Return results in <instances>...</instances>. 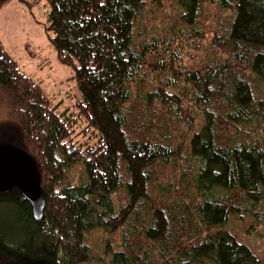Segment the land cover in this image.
I'll return each instance as SVG.
<instances>
[{
	"label": "trees",
	"instance_id": "obj_1",
	"mask_svg": "<svg viewBox=\"0 0 264 264\" xmlns=\"http://www.w3.org/2000/svg\"><path fill=\"white\" fill-rule=\"evenodd\" d=\"M16 1L46 2L80 100L58 110L0 41V142L45 198L35 220L0 193V264H263L223 227L264 238V0ZM98 230L119 244L93 258Z\"/></svg>",
	"mask_w": 264,
	"mask_h": 264
},
{
	"label": "rangeland",
	"instance_id": "obj_2",
	"mask_svg": "<svg viewBox=\"0 0 264 264\" xmlns=\"http://www.w3.org/2000/svg\"><path fill=\"white\" fill-rule=\"evenodd\" d=\"M48 10L46 2L29 6L16 0L8 1L0 8V41L20 69L41 87L53 106L60 111L72 110L80 96L73 71L58 61L56 52L49 44L44 28ZM154 24L159 26L158 19ZM80 175V169L73 171L70 174L71 182L75 183ZM251 226L252 220L248 217L240 221L230 216L223 229L252 249L264 264V238L250 234ZM87 241L95 258L103 254L105 245L117 249L119 237L116 234L108 236L98 230L90 233Z\"/></svg>",
	"mask_w": 264,
	"mask_h": 264
},
{
	"label": "water",
	"instance_id": "obj_3",
	"mask_svg": "<svg viewBox=\"0 0 264 264\" xmlns=\"http://www.w3.org/2000/svg\"><path fill=\"white\" fill-rule=\"evenodd\" d=\"M13 189L29 203L33 218L40 220L45 198L34 159L20 148L0 142V193L6 194Z\"/></svg>",
	"mask_w": 264,
	"mask_h": 264
}]
</instances>
